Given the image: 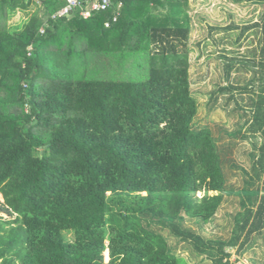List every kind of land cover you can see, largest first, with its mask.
Returning <instances> with one entry per match:
<instances>
[{
    "label": "trees",
    "instance_id": "16d2710c",
    "mask_svg": "<svg viewBox=\"0 0 264 264\" xmlns=\"http://www.w3.org/2000/svg\"><path fill=\"white\" fill-rule=\"evenodd\" d=\"M257 1L259 52L241 62L258 92L218 87L250 92L244 124L263 139L257 160L249 153L251 187L238 190L228 185L227 167H238L230 147L194 121L188 0H111L87 18L77 7L54 16L66 0H0V264H189L166 237L229 264L226 244L239 254L252 246L264 233ZM17 9L26 23L9 25ZM220 56L229 80L239 60ZM127 65L130 73H117ZM237 191L251 205L232 236L204 237L225 194Z\"/></svg>",
    "mask_w": 264,
    "mask_h": 264
},
{
    "label": "rangeland",
    "instance_id": "374dc122",
    "mask_svg": "<svg viewBox=\"0 0 264 264\" xmlns=\"http://www.w3.org/2000/svg\"><path fill=\"white\" fill-rule=\"evenodd\" d=\"M187 5L191 19L189 76L198 104L194 121L197 125L210 127L214 135L221 137V142L230 147L226 157L233 160L238 167H227L229 187L238 190L243 187L250 188L245 181L249 176H254L249 153H254V160H257L263 140L260 134L257 138L252 137L244 124L250 114L251 95L249 91L241 88L222 92L218 87L228 84L236 87L245 85L254 94L258 92V82L251 80L253 75L250 65L244 66L241 61H249L259 52L261 34L254 24L260 20L263 5L257 0H188ZM222 54L239 60L235 65L241 70L232 69L229 80L226 79L224 60L220 56ZM127 67V70L118 69L117 73L124 77L132 71L129 72V65ZM138 73L141 71L138 70ZM236 105L239 107L236 108ZM238 130L242 133L241 136L240 133L236 137L228 135L229 132L238 133ZM243 133L247 135L246 138L242 137ZM239 166L246 169L248 175ZM256 183L259 184V180ZM197 195L202 193L198 192ZM247 205L251 203L244 194L238 191L225 194L224 202L214 220L204 225L201 234L206 238L229 239L235 227L234 218L241 219ZM166 238L189 264H211L204 255H195L192 246L187 242L178 241L174 237ZM253 238L255 242L241 254L237 252L238 245H225V251L230 253L229 264H250V259L264 264V233ZM104 255L105 260H108L106 254Z\"/></svg>",
    "mask_w": 264,
    "mask_h": 264
},
{
    "label": "built area",
    "instance_id": "2783aa9c",
    "mask_svg": "<svg viewBox=\"0 0 264 264\" xmlns=\"http://www.w3.org/2000/svg\"><path fill=\"white\" fill-rule=\"evenodd\" d=\"M111 5V0H85V4H82L80 0H66V4L54 14V16L69 15L76 7L79 9V14L84 18L90 16L92 11L106 10ZM121 4L118 5V8ZM117 15L113 17V21H116ZM110 25L109 21L105 22V26Z\"/></svg>",
    "mask_w": 264,
    "mask_h": 264
},
{
    "label": "clouds",
    "instance_id": "9594fccd",
    "mask_svg": "<svg viewBox=\"0 0 264 264\" xmlns=\"http://www.w3.org/2000/svg\"><path fill=\"white\" fill-rule=\"evenodd\" d=\"M8 23L9 25L22 26L26 23V18L23 16L22 12L17 9L15 12L11 13V19Z\"/></svg>",
    "mask_w": 264,
    "mask_h": 264
}]
</instances>
